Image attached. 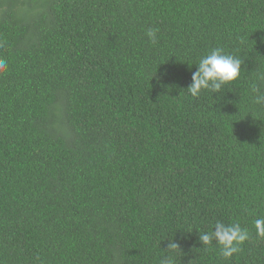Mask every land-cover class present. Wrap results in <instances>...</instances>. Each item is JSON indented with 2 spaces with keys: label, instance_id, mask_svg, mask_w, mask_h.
Instances as JSON below:
<instances>
[{
  "label": "trees",
  "instance_id": "trees-1",
  "mask_svg": "<svg viewBox=\"0 0 264 264\" xmlns=\"http://www.w3.org/2000/svg\"><path fill=\"white\" fill-rule=\"evenodd\" d=\"M217 47L241 76L193 97ZM0 59V264H264V0H0Z\"/></svg>",
  "mask_w": 264,
  "mask_h": 264
},
{
  "label": "clouds",
  "instance_id": "clouds-1",
  "mask_svg": "<svg viewBox=\"0 0 264 264\" xmlns=\"http://www.w3.org/2000/svg\"><path fill=\"white\" fill-rule=\"evenodd\" d=\"M159 29L149 28L146 32L147 37L153 44L157 42V32ZM243 61L217 47L211 49L206 55L199 58L196 68L192 73V83L187 91L193 96L198 97L204 90L213 93L218 92L222 86L236 81L241 76ZM8 70L7 61L0 59V74ZM252 102L254 105L264 107V73L257 76L249 85ZM254 228L259 237H264V217H259L254 221ZM249 230L243 228L239 223L233 222L225 224L217 221L214 229L209 232L199 233V242L203 248L211 246L213 241L219 246V255L225 259H230L234 254L241 251V246L249 239ZM180 249V244L170 241L165 255L159 261V264H176L175 253Z\"/></svg>",
  "mask_w": 264,
  "mask_h": 264
}]
</instances>
